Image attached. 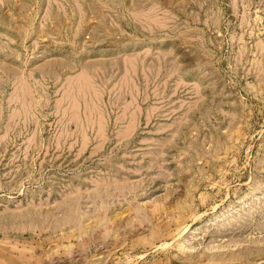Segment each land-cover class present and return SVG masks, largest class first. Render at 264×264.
Returning <instances> with one entry per match:
<instances>
[{
    "label": "rangeland",
    "instance_id": "obj_1",
    "mask_svg": "<svg viewBox=\"0 0 264 264\" xmlns=\"http://www.w3.org/2000/svg\"><path fill=\"white\" fill-rule=\"evenodd\" d=\"M0 264H264V0H0Z\"/></svg>",
    "mask_w": 264,
    "mask_h": 264
}]
</instances>
